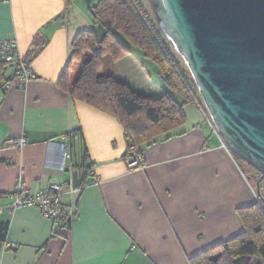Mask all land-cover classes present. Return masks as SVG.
Instances as JSON below:
<instances>
[{"label":"crops","instance_id":"1","mask_svg":"<svg viewBox=\"0 0 264 264\" xmlns=\"http://www.w3.org/2000/svg\"><path fill=\"white\" fill-rule=\"evenodd\" d=\"M81 2L90 8L96 0ZM83 15L76 0H0V40L15 38L41 79L20 88L11 70L0 65V224H7L0 264H188L243 231L237 209L257 201L254 188L191 105L183 109L182 127L143 150V169L126 170L118 120L71 100L56 86L72 40L84 29ZM90 25L101 37L102 30ZM116 67L120 77L125 69L130 73L128 86L138 93L162 95L135 59L127 57ZM68 133L72 156L79 161L85 149L92 163L80 191L70 197L63 190L72 214L69 226L55 231L35 208L9 213L16 179L22 180L23 197L53 180H68L70 160L59 171L47 148ZM20 136L27 140L21 152L5 147ZM79 184L75 171L74 185Z\"/></svg>","mask_w":264,"mask_h":264},{"label":"trees","instance_id":"2","mask_svg":"<svg viewBox=\"0 0 264 264\" xmlns=\"http://www.w3.org/2000/svg\"><path fill=\"white\" fill-rule=\"evenodd\" d=\"M89 12L93 23H97L96 28L103 34L98 37L95 31L79 32L74 37L70 56L56 86L71 100L116 118L126 142L123 162L130 155L129 147L135 145L142 155L143 165L146 147L168 140L184 125L185 106L199 110L204 106L189 72L172 54L153 16L138 0H96ZM126 56H132L146 71L149 80L162 91L160 97L151 98L134 92L117 81L113 73L104 72L105 58L116 62ZM204 115L207 117L206 111ZM63 136L67 138L70 150L72 185L80 191L91 174L92 163L85 149L79 161L73 157L71 135ZM235 162L248 179L245 165L237 159ZM75 171L80 174L78 186L74 185ZM255 194L257 201L253 205L237 209L243 231L229 241L189 258L188 264H264V199L258 191ZM6 227L7 224H0V240L5 236Z\"/></svg>","mask_w":264,"mask_h":264},{"label":"water","instance_id":"3","mask_svg":"<svg viewBox=\"0 0 264 264\" xmlns=\"http://www.w3.org/2000/svg\"><path fill=\"white\" fill-rule=\"evenodd\" d=\"M147 1L226 149L264 177V0Z\"/></svg>","mask_w":264,"mask_h":264},{"label":"built area","instance_id":"4","mask_svg":"<svg viewBox=\"0 0 264 264\" xmlns=\"http://www.w3.org/2000/svg\"><path fill=\"white\" fill-rule=\"evenodd\" d=\"M93 26L96 28L97 23H93ZM166 41L170 43L167 39ZM0 65H5L11 70L12 75L20 81V88H24L29 82L41 81V79L31 71L28 63L21 55L15 38L0 40ZM10 86L11 82H8L3 88L8 89ZM206 118L208 120L207 122L212 126V128H214L208 113ZM220 141L223 147H225L221 138ZM26 145L27 140L24 136H20L18 138L8 140L5 147L21 152ZM47 148L53 149V156L56 159L58 170L63 171L65 169V161L70 160V150L67 146V138L62 135L58 138L56 143L48 142ZM129 152L130 155L124 162L126 170H142L144 165H142V155L140 154L139 148L135 145L130 146ZM67 171L69 173V177L65 183H62L60 180H53L49 183L47 189L38 192L34 196L23 197L22 194L24 189L22 180L21 178L16 179L13 189L15 200L8 209L9 213L16 208H35L39 211L43 218L52 223L55 231L66 228L72 219V214L64 205L63 190L65 189L67 192L66 194L70 197L78 192V189L74 188L72 185V168L69 166ZM97 180L98 178H94V181Z\"/></svg>","mask_w":264,"mask_h":264},{"label":"rangeland","instance_id":"5","mask_svg":"<svg viewBox=\"0 0 264 264\" xmlns=\"http://www.w3.org/2000/svg\"><path fill=\"white\" fill-rule=\"evenodd\" d=\"M138 2L141 4V6H143V8L145 9V11L148 13V14H150V16H153L152 15V12H151V8H150V5H149V2L147 1V0H138ZM76 3H78L82 8H83V10H84V12H85V15H83V20L85 21V26H84V29L82 30V32H91V23H92V19H93V17L91 16V14H90V12H89V8H86V7H84L83 6V4H82V2H81V0H76ZM95 5V4H94ZM94 5H91V7L90 8H93L94 7ZM101 29H99V31H100ZM99 37V36H98ZM169 46H170V50H171V52H172V54L176 57V59H177V61L179 62V63H181V64H183L184 65V63H183V61H182V59H181V57L177 54V52L175 51V49L173 48V45H171L170 43H169ZM129 58V59H134L132 56H126V57H124V58H122V59H120L119 61H121V60H124L125 58ZM119 61H116V62H112L111 60H109L108 58H105L104 59V63H103V70H104V72H106V73H113L114 74V77H115V79L117 80V81H119V82H121V83H123V81L124 82H126V83H124L126 86H128L129 84L127 83V81L129 82L130 80H129V78H128V76L130 75V73L129 72H127L126 71V69L125 70H123V72L125 71V73H122V77H120V76H118V74H120V72H121V70L119 71L118 70V68L116 67V64H118V62ZM185 66V65H184ZM185 68H186V66H185ZM187 69V68H186ZM188 71V70H187ZM118 72V73H117ZM116 74H117V76L118 77H116ZM120 77V78H119ZM125 77H126V80H125ZM136 84V83H135ZM134 84V85H135ZM129 88H130V86H128ZM132 91H134V92H137V90L138 91H141V90H139L138 88H136L137 90H134V89H132V88H130ZM198 92V91H197ZM138 93V92H137ZM139 94H141V93H139ZM145 94V93H144ZM199 94V93H198ZM141 95H143V94H141ZM144 96H149V95H144ZM149 97H151V98H154V97H152V96H149ZM200 100H201V98H200ZM202 102V101H201ZM203 104V103H202ZM204 108V107H203ZM198 111H200L201 112V114H202V116L204 117V119L206 120V121H208L207 120V118L205 117V115H204V112H205V110L204 109H201V110H199L198 109ZM240 161V160H239ZM240 162H242V161H240ZM242 164L243 165H245V168H246V172L248 173V179H249V183L252 185V187L254 188V191H258V193H259V195L260 196H262L263 197V199H264V177H261L258 173H256L250 166H248L247 164H245L244 162H242ZM263 202H264V200H263ZM264 204V203H263ZM221 251V249L220 250H218V251H216V253H218V252H220ZM213 254H215V253H213ZM212 254V255H213Z\"/></svg>","mask_w":264,"mask_h":264}]
</instances>
